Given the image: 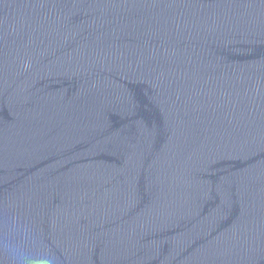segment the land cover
<instances>
[{
    "label": "water",
    "instance_id": "obj_1",
    "mask_svg": "<svg viewBox=\"0 0 264 264\" xmlns=\"http://www.w3.org/2000/svg\"><path fill=\"white\" fill-rule=\"evenodd\" d=\"M264 264V0H0V264Z\"/></svg>",
    "mask_w": 264,
    "mask_h": 264
},
{
    "label": "clouds",
    "instance_id": "obj_2",
    "mask_svg": "<svg viewBox=\"0 0 264 264\" xmlns=\"http://www.w3.org/2000/svg\"><path fill=\"white\" fill-rule=\"evenodd\" d=\"M31 264H35V262H31ZM39 264H48V262L46 260H41Z\"/></svg>",
    "mask_w": 264,
    "mask_h": 264
}]
</instances>
